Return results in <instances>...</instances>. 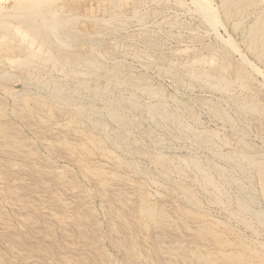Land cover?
Masks as SVG:
<instances>
[{"label":"rangeland","instance_id":"obj_1","mask_svg":"<svg viewBox=\"0 0 264 264\" xmlns=\"http://www.w3.org/2000/svg\"><path fill=\"white\" fill-rule=\"evenodd\" d=\"M20 1L0 0V22L17 23L24 18L15 10ZM241 2L50 0L46 11L32 14L34 23L63 50L93 54L117 71L106 75L97 70L87 86L81 84L80 106L100 112L72 127L74 106L68 109L62 104L48 120L42 110L32 117L20 112L17 95L29 90L40 101L47 90L38 79L28 83L26 72L4 62L0 53V69L15 74L10 81L0 80V100L8 108L3 120L6 133L17 142L14 146L0 138V264H240L233 257L239 241L252 252L247 251L245 259L257 263L253 256L264 258V188L255 167L258 163L264 168V0H249L243 9ZM1 32L0 44L14 42V37ZM48 65L45 71L36 67L37 76L61 78L68 89L79 87L77 79H70L71 69ZM199 71L212 72L217 80L209 84L194 78L192 74ZM222 79L232 83L222 84ZM116 80L119 84L114 85ZM94 86L108 88L93 96L88 89ZM109 99L124 104L134 101L141 108H127L129 118L122 125L108 117L105 102ZM249 101L259 109L244 107ZM9 107L16 108L14 115ZM150 107L157 109L156 116L146 113ZM98 120L104 122V129L95 128ZM85 132L106 136L117 158L133 159L140 171L98 152H81ZM117 135L121 144L114 139ZM156 155L177 163L199 161L213 182L204 184L195 166L180 174L172 172L167 180L163 167L154 162ZM92 167L99 173H93ZM100 168L108 175L100 173ZM180 183L195 192L199 202L194 213L201 215H187L190 207L178 188ZM140 195L149 196L162 215L154 221L142 217ZM207 228L221 235L223 246H218L215 235L207 234Z\"/></svg>","mask_w":264,"mask_h":264},{"label":"bare ground","instance_id":"obj_2","mask_svg":"<svg viewBox=\"0 0 264 264\" xmlns=\"http://www.w3.org/2000/svg\"><path fill=\"white\" fill-rule=\"evenodd\" d=\"M50 0H22L20 1L17 5H16V12L19 14V15H22L24 16L23 17H20L18 21H16L17 23H11V22H7V21H2L0 22V31L1 32V36H12L14 37V42L12 41H5L3 43L0 44V53H1V58L3 57L4 58V62L6 61V63L8 64H16L18 67H20L22 70H24L26 72V76H24V78L27 80V82H31L33 81L32 79H38L40 81V83L45 86V89L47 90V93L45 92V95L47 94V96H43V100L42 99H39L40 101H36L33 96L31 95V92L28 90L26 92H22L20 95H17L18 98L20 96V99H21V103H22V107H18V105H16L17 107L16 108H20V112H26L27 115H30L31 117L32 116H35L36 114H39V112H37L38 110H42L46 113V116H47V120L48 119H52V116H53V113L55 110L59 109L60 106H62V104L67 107L68 109H70L72 106H74V114L72 115L71 119L69 120V125H71L72 127H78L80 125H82V121H85L86 119H90L91 117H93V115H97L100 111L97 112V110L95 108H93L92 106H88L86 108L84 107H81L80 106V101H82V95H79L80 92H78V90H80V88L82 87L81 84L85 86H87V79L89 78H94L95 75L97 74V70H102V72L104 74H114L116 71H117V68H114V67H110V66H107L104 62H102L101 60H99L96 56H94L93 54H90V53H70L68 51H65L63 50V48H61L59 45L56 44V42H54V40H52L50 38V36L41 28V25L37 26L35 23H34V17L33 15H35L36 12H39V11H46V7L48 6V2ZM239 1V0H237ZM241 2V0H240ZM249 0H243V4H240L241 7L243 9V7L245 6V3H248ZM252 2V1H251ZM53 3V2H52ZM140 5V4H139ZM229 5V4H228ZM239 5V4H238ZM209 6V5H208ZM2 7V6H1ZM207 8V6L205 7ZM211 8V7H210ZM239 6H238V10L240 9ZM241 9V10H242ZM49 11V10H48ZM237 11V10H236ZM247 11V10H246ZM40 12V13H41ZM34 13V14H33ZM55 13V12H54ZM206 13V12H205ZM261 13V12H260ZM5 15H7L8 13H2ZM11 15H13L12 13H10ZM17 14V15H18ZM33 14V15H32ZM46 14V13H45ZM52 14V13H51ZM47 15H50V14H47ZM53 15V14H52ZM213 15V14H212ZM263 15V14H261ZM3 16V17H4ZM33 16V17H32ZM40 16V15H39ZM260 16V15H259ZM258 16V17H259ZM10 17V16H9ZM8 17V19H10ZM13 17V16H12ZM140 17V16H139ZM214 17V16H213ZM241 17V16H240ZM17 17H15L16 19ZM36 18V17H35ZM40 18V17H39ZM43 18V17H41ZM46 18V16L44 17ZM53 18V17H52ZM50 18V19H52ZM73 18V17H72ZM102 18V17H101ZM211 18V17H210ZM216 18V17H214ZM231 18V17H230ZM3 19V18H2ZM12 19V18H11ZM13 19V20H15ZM48 19V18H47ZM68 19V18H66ZM136 20L138 18H135ZM168 19V18H167ZM7 20V17L6 19ZM42 21V19H40ZM146 20V19H145ZM40 21V22H41ZM44 22L46 20H43ZM50 21V20H49ZM211 21V20H209ZM216 21V20H215ZM214 21V22H215ZM43 22V23H44ZM48 22V21H46ZM45 22V23H46ZM103 22V21H102ZM44 23V25H45ZM218 23V22H217ZM38 24V23H37ZM42 24V23H41ZM47 24V23H46ZM51 24V23H50ZM121 24V23H120ZM216 24V23H215ZM245 24V23H244ZM43 25V24H42ZM43 25V26H44ZM42 26V27H43ZM172 28V27H171ZM47 29V28H46ZM122 29V28H121ZM241 29V28H240ZM262 28L260 27V30ZM49 30V29H48ZM61 30V29H60ZM259 30V31H260ZM50 31V30H49ZM245 31V30H244ZM257 31V32H259ZM59 32V31H58ZM70 32V31H69ZM49 33V32H48ZM264 33V31L262 32ZM53 35V34H52ZM66 36H68L66 34ZM93 36V35H92ZM69 37V36H68ZM78 37V36H77ZM56 38V36H55ZM58 38V37H57ZM57 40V39H55ZM60 40V39H59ZM58 40V41H59ZM263 40V39H262ZM63 41V40H61ZM256 41V40H254ZM63 43V42H62ZM71 43V42H70ZM61 44V43H60ZM64 45V44H63ZM249 45V44H248ZM147 47V45H146ZM67 48V47H66ZM251 49V48H250ZM67 50V49H66ZM149 50V49H148ZM97 52V51H96ZM258 52V51H257ZM98 53V52H97ZM202 59V58H201ZM196 62V61H195ZM50 64L48 66H51V68H60V69H66V67H68L69 69H71V72L72 74H70V79L71 78H74V79H77V83H79V87H77V89H68V84L67 82H65L63 79L61 80L60 79H57V78H54V77H50V78H47L44 80V77H40L39 75L37 76V71L39 69H35L36 67H39L40 68V71L41 69H44V71L50 67L47 68V64ZM3 65H5L4 63H2ZM7 64V65H8ZM119 66V65H117ZM3 67V66H2ZM8 67V66H7ZM185 67V66H184ZM162 68V67H161ZM160 70V69H159ZM183 70V69H182ZM51 70L49 69L48 72H46L47 74L48 73H51L50 72ZM62 70H60L61 72ZM171 72V71H170ZM12 73V72H11ZM9 73L7 70L5 69H0V80L1 81H10L13 79L14 75ZM194 73V72H193ZM239 78L241 77L243 79V74L242 72H239ZM58 75V74H57ZM62 75V74H61ZM66 75V74H65ZM194 76V78H203L205 80L206 83H211L212 80H217V77L216 75H214L212 72H205V71H202V72H196L194 74H192ZM68 74L65 76L67 77ZM98 76V75H97ZM192 76V77H193ZM22 77V76H21ZM47 77V76H46ZM69 77V76H68ZM130 77V76H129ZM63 78V77H62ZM83 78V79H82ZM111 78V77H110ZM185 78V77H184ZM31 79V80H30ZM65 79V78H64ZM219 79V78H218ZM93 80V79H92ZM108 80V79H107ZM139 80V79H138ZM240 80V79H239ZM148 81V80H147ZM220 81V80H219ZM223 81L225 82L224 79H222V84H223ZM231 81V80H230ZM235 81V80H233ZM238 81V80H237ZM90 82V81H88ZM95 82V81H94ZM112 82V80H111ZM229 82V81H228ZM227 81L225 83H228ZM241 82V81H240ZM184 83V82H183ZM196 83V82H195ZM230 83V82H229ZM232 83V82H231ZM230 83V84H231ZM90 84V83H89ZM94 84H97V83H94ZM115 84H119L118 81H114V85ZM121 84V83H120ZM220 84V83H219ZM2 86V85H1ZM137 86V85H136ZM188 86V85H187ZM227 86V85H226ZM75 87V86H74ZM95 87V88H94ZM93 88H87L90 92L91 95L93 96H98V95H101L102 93H104L107 88L106 87H96L94 86ZM223 87H225L223 85ZM242 87V86H241ZM76 88V87H75ZM111 88V86H110ZM145 88V87H144ZM234 88V87H233ZM246 88V87H245ZM82 89V88H81ZM116 89V88H115ZM132 89V88H131ZM240 89V88H239ZM27 90V89H26ZM34 90V89H33ZM39 90V89H38ZM41 90V89H40ZM45 90V91H46ZM113 90V89H112ZM23 91V90H22ZM119 92V91H118ZM165 92V91H164ZM143 93V92H142ZM151 93V92H150ZM14 94V93H13ZM9 95V94H8ZM10 96V95H9ZM16 96V95H15ZM125 96V95H124ZM41 97V96H40ZM154 97V96H153ZM17 98V97H15ZM42 98V97H41ZM122 98V97H121ZM13 99V98H12ZM18 100V99H17ZM16 100V101H17ZM14 102V101H13ZM63 102V103H62ZM83 102V101H82ZM85 102V101H84ZM209 102V101H208ZM86 103V102H85ZM183 103V102H182ZM14 104V103H13ZM20 104V103H18ZM124 102L122 101H119V100H111L109 99V101L105 102V106H106V109H107V114H108V117H110L111 119L119 122L120 124L124 125V124H127V113H126V110L127 108H130L131 110H135L137 111V109L141 108L140 106L138 107V104H136L134 101L132 102H128L126 101V103L124 104ZM180 104V103H179ZM11 105V104H10ZM79 105V106H78ZM86 105V104H85ZM127 105V107H126ZM255 104H253L252 102H245L244 104V107L246 108H251L253 109L255 106ZM5 105L1 102L0 100V138L1 139H6L7 143H10V142H14V146L17 144L16 140L12 138V136H8L7 133H6V128L8 126H5V124L3 123V120L7 117V112H8V108L4 107ZM21 106V105H20ZM170 106V105H169ZM12 107V106H11ZM63 107V108H65ZM138 107V108H137ZM10 108V107H9ZM16 108L13 107V108H10L11 111H12V114L13 112L16 111ZM66 108V109H67ZM151 109H145L146 113H149L151 116H156L158 114V111H157V106L156 108H152L150 107ZM162 108V107H161ZM245 108V109H246ZM257 109L258 106H256ZM143 109V108H142ZM160 109V108H159ZM174 109V108H173ZM250 109V110H251ZM256 109V110H257ZM144 110V109H143ZM142 110V112H143ZM10 111V110H9ZM19 112V109L17 110ZM59 111V110H58ZM64 111V110H63ZM73 111V110H72ZM139 111V110H138ZM178 111V110H177ZM17 112V113H18ZM19 112V113H20ZM161 112L162 114L165 112L163 111V109H161ZM244 112V111H243ZM261 112V111H260ZM42 113V112H41ZM57 113V112H56ZM132 113V112H131ZM137 113V112H136ZM15 114V113H14ZM13 114V115H14ZM25 114V115H26ZM63 114V113H62ZM65 114V113H64ZM129 114V113H128ZM189 114V113H188ZM260 114V113H259ZM23 115V114H22ZM148 115V114H147ZM170 115V113H169ZM39 116V115H37ZM36 116V117H37ZM60 116V115H59ZM64 116V115H63ZM98 116V115H97ZM67 117V116H66ZM147 117V116H146ZM160 117V116H159ZM171 117V116H170ZM16 118V117H15ZM61 118V117H60ZM102 118V117H100ZM158 118V117H157ZM176 118V117H175ZM39 119V118H38ZM40 120V119H39ZM57 120V119H56ZM112 120V121H113ZM139 120V119H138ZM165 120H168V119H165ZM36 121V120H35ZM42 121V120H41ZM231 121V120H230ZM44 122V121H43ZM164 122V121H163ZM61 123V122H60ZM87 123V122H86ZM129 123H131L129 121ZM133 123V122H132ZM139 123V122H138ZM95 124V128L96 129H104L103 126H104V122L102 120H98L96 121L95 123H93V125ZM119 124V125H120ZM167 124V123H166ZM165 124V125H166ZM181 124V123H180ZM141 125V124H140ZM30 126V125H29ZM37 126V125H36ZM60 126V125H59ZM62 126V125H61ZM91 126V125H90ZM127 126V125H126ZM136 126V125H135ZM138 126V125H137ZM156 126V125H155ZM195 126V125H194ZM166 127V126H165ZM140 128V127H139ZM50 129V128H49ZM63 129V128H62ZM38 130V129H37ZM159 130V129H158ZM190 130V129H189ZM66 131V130H65ZM69 131V130H67ZM66 131V132H67ZM79 131V130H78ZM93 131V130H92ZM138 131V130H137ZM197 131V130H196ZM76 132V130L74 131ZM80 134L82 133V131H79ZM84 132V131H83ZM100 132V131H99ZM123 132V131H122ZM150 132V131H149ZM181 132V131H180ZM205 132V131H204ZM10 133V132H9ZM20 133V132H19ZM78 133V132H77ZM86 133V132H85ZM84 133V134H85ZM116 133V132H115ZM118 133V132H117ZM207 133V132H206ZM44 134V133H43ZM79 134V135H80ZM100 134H104V132L100 133ZM109 134V133H108ZM107 134V135H108ZM198 134V133H197ZM10 135V134H9ZM115 135V134H114ZM183 135V134H182ZM205 135V134H204ZM118 136V135H117ZM120 136L119 135L118 137H115L114 139L116 141H118L120 144H121V139H120ZM125 136V135H124ZM156 136V135H155ZM195 136V135H193ZM65 137V136H64ZM69 138V136H67ZM147 137V136H146ZM145 137V138H146ZM126 138V137H125ZM124 138V139H125ZM156 138V137H155ZM158 138V137H157ZM165 138V137H164ZM194 138V137H193ZM161 139V138H160ZM74 140V139H73ZM76 140V139H75ZM84 140V139H83ZM85 140L84 143L83 142H80L82 144V151L84 154H94L96 152L100 153L101 155L107 157V158H116V163H118V165L120 166H123V167H126V168H130L131 170H136V171H140V170H137V165L135 163V161L131 158H117L118 156L113 153L110 149H109V145L107 143V138L106 136L103 137V135H94L93 133H86L85 134ZM113 140V139H111ZM111 140L110 143H111ZM134 140V139H133ZM193 140V139H192ZM213 140V139H212ZM9 141V142H8ZM43 140H41V144ZM124 141V140H123ZM143 141V140H142ZM154 141V140H153ZM181 141V140H180ZM2 143H4L5 141H1ZM67 142V141H66ZM125 142V141H124ZM165 142V141H164ZM170 142V141H169ZM190 142V141H189ZM33 143V142H32ZM53 143V142H52ZM74 143V142H72ZM80 143L78 144L80 146ZM113 143V142H112ZM127 143V142H126ZM134 143V142H133ZM214 143V142H213ZM47 144V143H46ZM117 144V143H116ZM124 144V143H123ZM197 144V143H196ZM12 145V144H11ZM32 145V144H31ZM49 145V144H48ZM66 145H69V144H66ZM74 145V144H73ZM2 146V145H1ZM34 146V144H33ZM42 146V145H41ZM46 146V145H45ZM70 146V145H69ZM77 145H75L76 147ZM118 146V144H117ZM123 146V145H122ZM208 146V145H207ZM206 146V147H207ZM252 146V145H251ZM20 147V146H19ZM23 147V146H22ZM68 147V146H67ZM72 147V146H71ZM145 147V146H144ZM248 147V146H247ZM10 148V147H9ZM14 148V147H13ZM74 148V147H73ZM80 148V147H78ZM77 148V149H78ZM240 148V147H239ZM249 148V147H248ZM4 149V148H2ZM21 149V148H20ZM24 149V148H23ZM64 149V148H63ZM76 149V148H75ZM70 150V149H69ZM217 150V149H216ZM24 151V150H23ZM54 151V150H53ZM57 151V150H56ZM77 151V150H76ZM75 151V152H76ZM122 151V150H121ZM139 151V149H138ZM148 151V150H147ZM232 151V150H231ZM25 153H26V150H25ZM57 153V152H56ZM59 153V152H58ZM62 154V152H60ZM125 153V152H124ZM131 153V152H130ZM137 153V151H136ZM260 153V152H259ZM118 154V153H117ZM213 154V153H212ZM221 154V153H220ZM30 155V154H29ZM28 155V156H29ZM69 155V154H67ZM170 155V154H169ZM175 155V154H174ZM225 155V154H224ZM236 155V154H235ZM26 156V155H25ZM26 156V157H28ZM89 156V155H88ZM147 156V155H146ZM167 156V154H166ZM176 156V155H175ZM72 157V156H71ZM120 157V156H119ZM140 157V156H139ZM182 157V156H181ZM222 157V156H221ZM235 157V156H234ZM59 158V157H58ZM81 158V157H80ZM224 158V157H222ZM137 159V158H136ZM189 159V158H188ZM236 159V158H235ZM80 160V159H79ZM98 160V159H97ZM193 160H196V159H193ZM203 160V159H202ZM230 160V159H229ZM74 161V160H73ZM81 161V160H80ZM140 161V160H139ZM206 161V160H205ZM226 161V160H225ZM239 161V160H238ZM77 162V161H76ZM75 162V163H76ZM113 163L115 161H112ZM154 162L155 164L160 167L162 166L163 169L165 170V172H163V175L164 176H169L172 172H178L179 174L181 172L184 171V169H189L190 166H195L197 167V169L200 171L201 175L203 174V178H204V184H207L208 186L212 184V180L207 177L206 173L207 171H205L202 167L201 164H199L197 161L194 162V161H187V160H179V162L177 163V161H173L172 158H165L164 156H159V155H156L154 157ZM138 163V162H137ZM253 163V162H252ZM255 163V162H254ZM83 164V163H82ZM88 164V163H86ZM221 164V163H220ZM240 164V163H239ZM32 165V164H31ZM78 165V164H77ZM151 165V164H150ZM208 165V164H207ZM247 165V164H246ZM91 166V165H90ZM107 166V165H106ZM140 166V165H139ZM241 166V165H240ZM88 167V165H87ZM100 167V166H99ZM114 167V166H113ZM123 167H120V168H123ZM155 167V166H154ZM221 167V166H220ZM219 167V168H220ZM230 167V166H229ZM244 167V166H243ZM249 167V166H248ZM255 167L258 169V172H259V175L260 177L263 178V188H264V168L263 166L261 167L258 163H255ZM59 168V167H58ZM80 168V167H79ZM81 168H85L84 166H81ZM80 168V170H81ZM143 168V167H141ZM157 168V167H156ZM251 168V167H250ZM263 168V169H262ZM87 169V168H86ZM91 171L93 173H99V170L95 167H92L90 168ZM101 169V168H100ZM140 169V168H138ZM191 169V168H190ZM196 169V168H195ZM225 169V168H224ZM227 169V168H226ZM85 170V169H83ZM126 170V169H125ZM161 170V169H160ZM218 170V169H217ZM31 171V170H30ZM72 171V170H71ZM87 171V170H86ZM84 171V172H86ZM197 171V170H196ZM257 171V170H256ZM106 171H103L102 172V169H101V172L100 173H104ZM154 172V170H153ZM188 172V171H187ZM222 172V171H221ZM87 173V172H86ZM92 173V174H93ZM107 173V172H106ZM104 173V175H108V173L106 174ZM120 173V172H119ZM162 173V172H161ZM173 173V174H174ZM90 174V173H89ZM88 174V175H89ZM117 174V173H116ZM148 174V173H146ZM71 175V174H70ZM95 175V174H93ZM103 175V174H102ZM114 175V176H113ZM142 175V174H141ZM193 175V174H192ZM91 176V175H90ZM96 176H98V174H96ZM113 178L115 177V174H112ZM117 176V175H116ZM123 176V175H122ZM157 176V175H156ZM171 176V175H170ZM95 178V176H93ZM101 177V176H100ZM103 177V176H102ZM176 177V176H175ZM67 178V177H66ZM107 178V177H106ZM92 179V178H91ZM104 179V177H103ZM166 179V178H165ZM168 179H171L170 177L168 178L167 177V180ZM56 180V179H55ZM102 180V178H101ZM100 180V181H101ZM107 180V179H106ZM149 180V179H148ZM157 180V179H156ZM229 180V179H227ZM249 180V179H248ZM64 181V180H63ZM104 181V180H103ZM170 181V180H169ZM173 181V180H172ZM190 181V180H189ZM195 181V180H194ZM232 181V180H231ZM102 182V181H101ZM174 182V181H173ZM197 182V180L195 181ZM220 182V181H219ZM240 182V181H239ZM249 182V181H248ZM261 182V181H260ZM61 183V182H59ZM95 183V182H94ZM93 183V184H94ZM109 183V182H108ZM107 183V184H108ZM111 183V182H110ZM250 183V182H249ZM103 184V183H102ZM147 184V183H146ZM174 184H177V183H174ZM104 185V184H103ZM102 185V186H103ZM200 186V185H199ZM259 186V185H258ZM18 187V186H17ZM106 187V186H105ZM103 187V188H105ZM206 187V186H205ZM174 188V186H173ZM172 188V189H173ZM176 188V187H175ZM178 188L179 190L184 194L186 195L185 198L187 199L186 201H188V205L190 208H186V212L188 213L187 215H197L199 216L198 212L195 211L194 213V208L198 207V198L197 196L192 192L191 189H189L187 186L183 185V184H178ZM177 188V190H178ZM203 188V187H202ZM232 188V187H231ZM8 189V187H7ZM100 189V188H99ZM98 189V190H99ZM106 189V188H105ZM9 190V189H8ZM7 190V191H8ZM90 190V189H89ZM88 190V191H89ZM93 190V189H92ZM174 190V189H173ZM216 190V189H215ZM256 190V189H255ZM205 191V190H204ZM229 192V191H228ZM264 192V190L262 191ZM138 193V192H137ZM141 193V192H140ZM145 193V192H144ZM170 193V192H169ZM172 193V192H171ZM211 193V192H209ZM213 193V192H212ZM211 193V194H212ZM244 193V192H243ZM51 194V193H50ZM147 194V193H146ZM197 194V193H196ZM52 195V194H51ZM104 195V194H103ZM148 195V194H147ZM147 195H140L142 196V199H141V212L142 213V217H144L145 219L147 220H155L157 215L161 214L160 213V210L159 209H156V206L154 204H152L151 202V199L148 198L149 196ZM210 195V194H209ZM22 196V195H21ZM162 196V195H161ZM227 196V195H226ZM53 197V196H52ZM217 197V196H216ZM220 197V196H219ZM16 198V197H15ZM211 198V197H210ZM237 198V197H236ZM18 199V198H17ZM56 199V198H55ZM205 199V198H204ZM218 200V197L215 198V200ZM240 199V198H239ZM20 200V199H18ZM32 200V199H31ZM57 200V199H56ZM213 200V199H212ZM247 200V199H246ZM8 201V200H7ZM27 201V200H26ZM55 201V200H54ZM62 201V200H61ZM219 201V200H218ZM9 202V201H8ZM78 202V201H77ZM247 202V201H246ZM220 203V202H219ZM232 203V202H231ZM256 204V203H255ZM224 205V204H223ZM68 206V205H67ZM251 206V205H250ZM1 207V206H0ZM160 207V206H159ZM180 207V206H178ZM245 207V206H244ZM69 208V207H68ZM210 208V207H209ZM236 208V207H235ZM243 208V206L240 207L239 211H241ZM184 209V208H182ZM181 209V210H182ZM140 210V208H139ZM179 210V209H178ZM139 213V212H138ZM3 214V213H2ZM123 214V213H121ZM186 214V213H185ZM184 214V215H185ZM254 214V213H253ZM252 214V215H253ZM67 215V214H66ZM140 215V217H141ZM162 215V214H161ZM183 215V216H184ZM201 215V214H200ZM240 215V214H239ZM58 217V216H57ZM121 217V215H120ZM141 217V219H142ZM159 217V216H158ZM206 217V215H205ZM239 217V216H238ZM55 217H53L54 219ZM60 218V217H59ZM62 218V217H61ZM123 218V217H122ZM207 218V217H206ZM49 219V218H48ZM51 219V218H50ZM56 219V218H55ZM194 219V218H193ZM209 219V218H208ZM60 220V219H58ZM145 220V221H147ZM168 220V219H167ZM166 220V221H167ZM191 220V218H190ZM216 220V219H215ZM230 220V219H228ZM169 221V220H168ZM196 222V221H195ZM7 223V222H6ZM21 223V222H20ZM157 223V222H156ZM213 223V222H212ZM61 224V223H60ZM63 224V223H62ZM139 224V222H138ZM154 224V223H153ZM14 225V224H13ZM30 225V224H29ZM145 225V224H144ZM222 225V224H221ZM146 226V225H145ZM228 226V225H227ZM144 227V226H143ZM213 227V226H212ZM243 227V226H241ZM217 228V227H216ZM208 229V228H207ZM203 230V229H202ZM200 231V230H199ZM208 231V232H207ZM206 232L207 234L210 233V234H213L215 235L214 238L217 239L218 243H220V245L218 244V246H223V243H222V238L220 237L221 235L220 234H217L216 231H214L213 229H208ZM231 231V230H230ZM47 232V231H46ZM206 234V233H205ZM67 235V234H66ZM200 235V234H198ZM202 236V235H200ZM133 237V236H132ZM207 237V236H206ZM210 237V236H209ZM44 239V238H42ZM213 239V238H212ZM211 237H210V240H212ZM255 240V239H254ZM240 242V241H239ZM238 242V246H239V251L237 252V254H235V256L233 257H236V259L238 260V262L240 264H264V258H261V257H254V260L255 261H258L257 263H253L251 262L252 260H248V259H245V257L247 256L246 255V252L249 251V248L246 246L245 243L243 242ZM258 242V241H257ZM64 243V242H63ZM134 243V242H133ZM225 244V242H224ZM230 244V243H229ZM134 245V244H133ZM137 245V244H136ZM263 245V244H262ZM209 246V245H208ZM264 246V245H263ZM52 247V246H51ZM68 247V245H67ZM159 247L160 246H156L155 247V251L158 252L159 251ZM225 247V245H224ZM47 248V247H46ZM134 248V246L132 247ZM213 248V247H211ZM215 249V248H214ZM9 250V249H8ZM35 250V249H34ZM131 251V250H130ZM137 251V250H136ZM51 252V251H50ZM142 252V251H141ZM219 252V251H218ZM224 252V251H223ZM251 251H249L250 253ZM216 253V252H215ZM248 253V255H249ZM133 254V253H132ZM223 254V253H222ZM221 254V255H222ZM252 254V252L250 253ZM144 255V254H143ZM191 255V254H190ZM225 255V254H224ZM244 255H246L244 257ZM56 256V255H55ZM199 256V255H197ZM203 256V255H202ZM205 256V255H204ZM223 256V255H222ZM226 256V255H225ZM229 256V254L227 255ZM231 256V255H230ZM44 257V256H43ZM145 257V256H144ZM200 257H201V253H200ZM250 257V256H249ZM199 259V258H198ZM209 259V258H208ZM224 259V258H223ZM257 259V260H256ZM207 260V259H206ZM235 260V259H234ZM48 261V260H47ZM71 262V261H70ZM200 262V261H199ZM145 263V262H144ZM143 263V264H144ZM162 263V262H161ZM198 263V262H197Z\"/></svg>","mask_w":264,"mask_h":264}]
</instances>
